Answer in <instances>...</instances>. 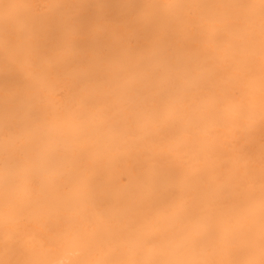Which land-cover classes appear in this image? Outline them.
Instances as JSON below:
<instances>
[{"label":"bare ground","instance_id":"1","mask_svg":"<svg viewBox=\"0 0 264 264\" xmlns=\"http://www.w3.org/2000/svg\"><path fill=\"white\" fill-rule=\"evenodd\" d=\"M0 264H264V0H0Z\"/></svg>","mask_w":264,"mask_h":264}]
</instances>
